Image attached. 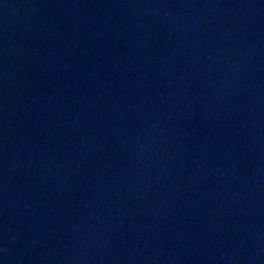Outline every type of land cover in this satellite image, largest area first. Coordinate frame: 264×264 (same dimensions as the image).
I'll return each mask as SVG.
<instances>
[{"label":"water","instance_id":"1","mask_svg":"<svg viewBox=\"0 0 264 264\" xmlns=\"http://www.w3.org/2000/svg\"><path fill=\"white\" fill-rule=\"evenodd\" d=\"M0 264H264V0H0Z\"/></svg>","mask_w":264,"mask_h":264}]
</instances>
